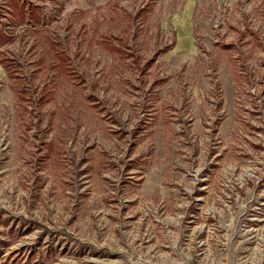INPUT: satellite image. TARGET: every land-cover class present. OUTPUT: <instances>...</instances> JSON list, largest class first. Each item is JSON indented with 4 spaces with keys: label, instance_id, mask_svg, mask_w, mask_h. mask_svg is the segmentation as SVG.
Masks as SVG:
<instances>
[{
    "label": "rangeland",
    "instance_id": "1",
    "mask_svg": "<svg viewBox=\"0 0 264 264\" xmlns=\"http://www.w3.org/2000/svg\"><path fill=\"white\" fill-rule=\"evenodd\" d=\"M3 1L0 264H264V0Z\"/></svg>",
    "mask_w": 264,
    "mask_h": 264
},
{
    "label": "trees",
    "instance_id": "2",
    "mask_svg": "<svg viewBox=\"0 0 264 264\" xmlns=\"http://www.w3.org/2000/svg\"><path fill=\"white\" fill-rule=\"evenodd\" d=\"M17 2H18V0H8V1L6 0V1L2 2V8L6 12V14H4V16H7V14H8V15H10V17L11 16L13 17L14 11H17L18 13L22 12L23 14H20L21 18H22V16H25V14H27V19H26L25 24L28 26L25 25L26 26L25 28L22 27L20 29H23V31H25V32L27 30L30 31V29L33 30L32 33L38 35V38L35 41L39 45H43L45 47H49V49L50 48L52 49L51 51H53L52 52L53 56H54L53 58L57 59L56 64H54L55 65L54 67H57V65H60L62 63L61 62L62 52H59L58 50L53 49V47L56 46L55 40H52V38H50V40H49L48 37L43 35V33H45L47 36H49V32L47 30H44L42 32L41 28H38V25L39 26H41V25H40L39 20L37 19L36 15H37L38 10H41V7L37 6V5H32L31 2L26 3L24 1H22L21 5H18ZM21 21H23V20L21 19ZM18 25H19V22L14 23V26H18ZM28 33H30V32H28ZM8 34L10 36H8ZM0 35H1L0 36V44H3L6 41H10L12 38H13V40H15L14 35L12 33L0 30ZM49 49H48V51H49ZM0 65L4 71H6L7 68H9V65L6 64V58H3L1 53H0Z\"/></svg>",
    "mask_w": 264,
    "mask_h": 264
},
{
    "label": "crops",
    "instance_id": "3",
    "mask_svg": "<svg viewBox=\"0 0 264 264\" xmlns=\"http://www.w3.org/2000/svg\"><path fill=\"white\" fill-rule=\"evenodd\" d=\"M77 2L80 3L81 6V9H86V8H89L90 4L91 5H94V6H102V5H105L107 4L108 2H110L111 0H91V2L87 3L86 0H76ZM84 2V4H82ZM83 7V8H82ZM178 35L182 36V38H187L188 34L186 32H180L178 33ZM180 45H181V42H180ZM1 67V65H0ZM2 68V67H1ZM3 70V69H2Z\"/></svg>",
    "mask_w": 264,
    "mask_h": 264
}]
</instances>
